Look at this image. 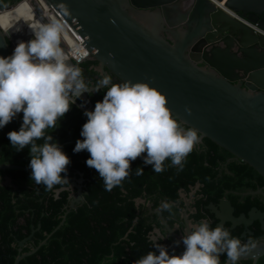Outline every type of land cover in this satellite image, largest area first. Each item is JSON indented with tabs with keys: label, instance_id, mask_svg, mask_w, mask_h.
<instances>
[{
	"label": "water",
	"instance_id": "95a60500",
	"mask_svg": "<svg viewBox=\"0 0 264 264\" xmlns=\"http://www.w3.org/2000/svg\"><path fill=\"white\" fill-rule=\"evenodd\" d=\"M215 1H223L224 6L264 30V0ZM29 3L32 14L47 24L36 1ZM40 3L86 49L87 59L96 61L92 68L102 78L110 72L122 83L142 82L156 88L165 95L167 107L181 125L198 131L199 141L202 137L209 139L264 179L263 36L253 33L210 0H40ZM8 20L11 26L7 29L0 26L3 57H8L19 42H28L34 34L27 20ZM68 63L73 61L69 59ZM87 93L80 97L85 100V105L79 106L84 113L94 110L86 99ZM4 168L31 171L28 166L0 164V169ZM78 175L76 180L81 182V173ZM9 183L7 176L0 181L2 185ZM74 187L80 192V186ZM79 200V195L69 200L59 224ZM209 208L218 220L216 226L223 222H228L230 228L242 225L241 236L251 234L248 225L258 221L262 240L240 257L255 264L264 255V211L252 207L246 214L234 216L226 199L209 204ZM169 233L178 245H183L182 236L171 230ZM35 249L18 254L12 264Z\"/></svg>",
	"mask_w": 264,
	"mask_h": 264
},
{
	"label": "trees",
	"instance_id": "16d2710c",
	"mask_svg": "<svg viewBox=\"0 0 264 264\" xmlns=\"http://www.w3.org/2000/svg\"><path fill=\"white\" fill-rule=\"evenodd\" d=\"M17 1L19 0H0V9ZM22 8H26L27 14L29 13V7L25 3L0 11V26L7 29L9 22L6 21L9 18L11 21L19 20ZM24 16L25 21L26 15ZM95 64L96 61L91 59L73 62V65L81 68L89 87L97 85L102 79L92 68ZM107 74L113 83H122L110 72ZM106 91L107 88L102 86L99 91L88 92L86 99L95 107L98 101L103 100ZM84 105V99H76L65 116L59 119L56 128H49L45 133L46 136L53 137V142L58 143L71 160L66 174L61 175L70 180L72 177L78 178V172L81 173V190L85 191L83 201L76 203L65 214L61 224V215L68 205L67 184L55 185L53 189L47 190L45 185H38L31 180V171L0 169V181L5 176L10 179L9 184H0V264H12L18 254L28 252L32 247L36 249L20 258L16 264H135L136 260L149 251L158 255V249L147 237V232L153 226L145 223V208L142 204H135L132 199L142 192L152 194L151 208L157 205L158 198L167 203L175 202V207L169 203L171 211L160 210L166 218L169 215L177 217V210L182 207L178 190L187 194L196 183L198 187L194 195H200L194 201L195 212L191 214L195 222L205 216L203 210H206L202 208L204 204L215 203L221 197L229 201L235 216L238 213L246 214L251 206L264 209L258 196L239 194L244 189L263 186L264 179L246 163L239 160L226 162L231 154L204 137L186 157L182 170L172 166L168 159L164 162L165 171L155 173L152 165L144 163L147 155L145 152L131 162L132 170L122 184L110 192L106 191L98 172L86 165L90 154L86 150L80 153L73 151L76 141L83 139L81 130L87 117L79 106ZM22 123L23 112H20L10 123L0 128V164L29 167L30 149L25 147L17 151L11 146L7 136L10 131H19ZM44 142L43 139L36 141L38 145ZM137 168H143L141 175L136 174ZM151 216L152 223L158 225L156 214ZM214 221L210 223V228H215ZM168 222L170 224L172 219ZM255 226L249 227L252 235L260 232L257 224ZM223 227L229 230L232 238H237L243 230L242 225L229 228L226 223ZM252 235L246 234L245 239L249 240ZM27 236L29 237L25 239ZM157 243L161 244L160 241ZM184 250V246H179L169 255L177 253L179 256ZM226 260L225 255L220 257L221 264ZM237 264H251V260L241 259ZM255 264H264V255L258 257Z\"/></svg>",
	"mask_w": 264,
	"mask_h": 264
},
{
	"label": "clouds",
	"instance_id": "9594fccd",
	"mask_svg": "<svg viewBox=\"0 0 264 264\" xmlns=\"http://www.w3.org/2000/svg\"><path fill=\"white\" fill-rule=\"evenodd\" d=\"M19 30V29H17ZM34 39L19 42L9 57L0 56V128L23 112L19 131L7 133L17 151L30 149L31 180L47 190L55 185L69 184L66 173L70 158L47 129H55L60 118L70 110L76 99L92 89L107 88L102 101L93 111H86L87 121L81 130L74 153L87 151L89 168H94L103 180L106 191L120 186L132 170L131 162L144 157L155 173L165 171L164 162L183 169L186 157L199 142L195 128L185 129L167 107V99L147 83H113L104 76L95 87H89L81 68L68 63L61 47L63 25L58 21L32 30ZM45 142L38 145L36 141ZM143 168H137L141 175ZM161 210L171 211L164 202ZM208 220L191 225L190 233L182 237L185 250L179 256L169 255L165 246L157 243V255L149 251L135 264H221L225 255L228 264H237L240 257L256 247V242L242 243L232 238L223 226L210 228ZM178 243V242H177Z\"/></svg>",
	"mask_w": 264,
	"mask_h": 264
},
{
	"label": "flooded vegetation",
	"instance_id": "af4514ba",
	"mask_svg": "<svg viewBox=\"0 0 264 264\" xmlns=\"http://www.w3.org/2000/svg\"><path fill=\"white\" fill-rule=\"evenodd\" d=\"M28 9H29L28 10L29 11L28 14H26L27 12L26 13L24 12V8H22L20 10V13L23 12L26 15L25 20H27V23H26L27 26L30 27V29H33V27H32L33 25L36 26V28H39L42 23L40 22V20L36 21L35 20L36 19L35 18V15L31 13L32 12V9L30 7ZM47 16H48V14H46V17ZM49 17H51V16H49ZM51 20L52 21L55 20L54 17H51ZM30 21H31V23H33L32 26H31ZM39 22H40V25L37 26V24ZM107 76H108V74H107ZM229 160H237V159H235L232 156H230V157H228L226 159V162H228ZM76 179L77 178L72 177L69 180V184H67L65 186L66 189L68 190V195H67L68 202H69L70 199H72V197L74 195H79L80 198H81V200H79L76 203H79V202L83 201V193H85V191L82 192V190H81V188H82L81 182H78ZM74 185L80 186V192L77 191V189L74 187ZM197 187H198V184L196 183L194 185V188L191 189L187 194H185L181 189L178 190V199L182 201V207L179 210H177V215H178L177 217H174L173 215H169V216H167L168 218H166V217H164L162 215V213L160 211L161 210V206H162V204L164 202H167L166 200H164L162 198L156 199V201L158 203H157V205L154 208H151L150 207L151 206L150 199H151L152 194H146V193L142 192V193H140L139 196H136V197H133L132 198L134 200L135 204H142L144 206V208H145V213H144V216H146L145 223H150L153 226L152 229H150L147 232V237H148V240H150L153 243V245L156 244L158 241H160L161 242V245H163V246L166 247L168 253H171L173 250H175L179 246H183V245H178L177 244L176 240H174L172 238V236L170 235L169 230H171L173 232V234H175L177 236H182L183 237L184 234L190 233V231H191V225L198 224L202 220H208L210 223L215 220L213 224H214V227H217L216 225L218 223V220L216 218H214V215H213L211 209L209 208V204L216 205L219 202V200L226 199V198L225 197H221L215 203L209 202L207 204H204L202 206V208L206 210V211L203 210L205 216H203V218H201L200 221L195 222L194 219L191 217V214L195 212L194 201L200 195V194L194 195L195 194L194 192L196 191ZM122 191L125 193L124 190H122ZM239 194L241 196L248 195V194L249 195H252V196H258V199L261 201V204L264 206V185L263 186H257L255 189H244L241 192H239ZM76 203H74V204H76ZM169 203L172 204L173 207L176 206L175 202L169 201ZM252 207L257 208L256 206H251V208ZM260 211H264V209L263 210H260ZM153 213L156 214V220L158 221V225H156L155 222L152 223L153 221H151V219H152V216L151 215ZM232 214H233V211H232ZM239 214L240 213H238V215ZM238 215H236V216H238ZM159 216L162 218V220L165 222L166 225H164L161 222V219L159 218ZM173 217H174V219H173ZM170 219H172V222L169 224L168 220H170ZM226 223H228V222H223L221 226L225 225ZM256 224H257V226L259 228L258 221L257 220H253L248 225V227H247L248 230H250L249 227L255 228L256 227L255 226ZM229 225L230 224L228 223V227H229ZM235 226H237V225H235ZM259 230H260V228H259ZM246 234H248V233H246ZM246 234L244 236H241V233H240V235L237 238L240 239L242 243H246L248 241V240L245 239ZM252 234L253 233H251L249 235H252ZM262 234L263 233L260 230L259 233H256L255 235H252V237L249 240H252V241H254V242L257 243L260 240H262ZM175 255H177V253ZM239 260H241V259H239Z\"/></svg>",
	"mask_w": 264,
	"mask_h": 264
},
{
	"label": "built area",
	"instance_id": "2783aa9c",
	"mask_svg": "<svg viewBox=\"0 0 264 264\" xmlns=\"http://www.w3.org/2000/svg\"><path fill=\"white\" fill-rule=\"evenodd\" d=\"M34 1H36V3L38 4V1L37 0H34ZM210 1L214 5H216V7L220 8L222 11H224L229 16H231L232 18L240 21L241 23H243L244 25H246L247 27H249L253 31V33L259 34V35H261V36L264 37V30L262 28H260L257 25V23H255V22H249V21L245 20L244 18L240 17L236 12H234L231 9L227 8L226 6H224L223 1H219V2H217L215 0H210ZM23 3L27 4L28 7H30L29 0H19L16 3H14L13 5H11V8L16 7L18 4L23 5ZM38 6H40V8L42 10V14H43L44 17H45V13L48 14V16L45 17V18L48 21L47 23H50L52 21L51 20V17H53L52 14L49 13L48 10H47V8L44 7V6H42L41 4H38ZM2 10H6V9L5 8L0 9V11H2ZM24 12L26 13V9L25 8H24ZM49 16H51V17H49ZM24 17H25L24 16V13L21 12V16L19 18L22 19ZM35 18H36L35 19L36 21L39 20V17L38 16H35ZM5 19H7V17H5ZM20 19H19V21H20ZM8 21L9 20H7L6 22L8 23ZM55 21H57V20H55ZM30 23H31V21H30ZM31 24H33V23H31ZM43 24H44V22H42L41 25H43ZM11 25L12 24H8V27L11 26ZM38 25H40V22L38 23ZM31 37H32V35H31ZM10 38H12V37L10 36ZM30 38L28 40H32V38L31 39ZM68 40H71L72 41V45L70 47L68 45ZM10 41H13L14 42V39H10ZM61 47L64 48V53L68 57V60L70 59V60H72L75 63H79V62H81L83 60H86L88 58V54H87L86 49L84 47H82L80 44H78L72 38V36L70 35V33L68 31H66L65 29H63V31L61 33Z\"/></svg>",
	"mask_w": 264,
	"mask_h": 264
},
{
	"label": "bare ground",
	"instance_id": "6f19581e",
	"mask_svg": "<svg viewBox=\"0 0 264 264\" xmlns=\"http://www.w3.org/2000/svg\"><path fill=\"white\" fill-rule=\"evenodd\" d=\"M38 1V4H41L40 3V0H37ZM42 5V4H41ZM43 6V5H42ZM45 14H47V13H45ZM32 39H34V34H33V36L31 37ZM30 38V39H31ZM28 41H30V40H28ZM23 42H27V41H23ZM68 45L70 46V45H72V41L71 40H68Z\"/></svg>",
	"mask_w": 264,
	"mask_h": 264
}]
</instances>
